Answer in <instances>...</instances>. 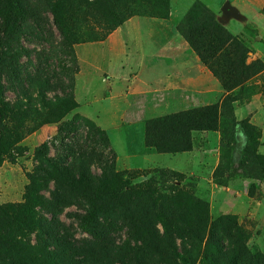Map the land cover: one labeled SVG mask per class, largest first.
<instances>
[{
    "label": "rangeland",
    "instance_id": "1",
    "mask_svg": "<svg viewBox=\"0 0 264 264\" xmlns=\"http://www.w3.org/2000/svg\"><path fill=\"white\" fill-rule=\"evenodd\" d=\"M25 1L30 9L19 24L18 43L0 32L2 98L12 108L40 110L38 84L43 81L45 99L72 97L77 107L60 122L25 134L0 164V204L21 202L29 177L46 178L35 227L9 229L0 216V264H214L217 244L223 256L240 264V252L233 253L240 244L235 230L222 221L228 219L234 220L251 254L264 253V178L252 180L234 170L225 186L213 183L212 172L222 154L219 130L196 135L190 152L158 154L144 145L145 120L190 108H177V97H156L154 87L144 96H125L128 53L155 46L146 31L135 28L138 20L123 39L133 46H121L108 64L101 54L108 52L106 44L69 47L50 12L42 9L43 1ZM189 1L171 0V7ZM196 1L248 48L246 63L264 62L255 54L264 52V0ZM186 11L170 24L175 32ZM157 37L168 41L174 36L167 32ZM110 75L120 79L107 80ZM248 87L250 97L232 104L234 115L237 108L242 107L238 118L249 110L241 120L260 133L257 151L264 155V115L256 116L261 120L253 117L255 124L250 120L253 99L260 98L264 105V71ZM218 88L216 101H221L225 93ZM197 100L191 108L198 106ZM233 133V149L224 154L237 168L248 137L239 126ZM81 164L88 166L95 182L113 170L121 187V202L96 220L90 233L80 228L86 204L58 188L47 173L54 165L76 170ZM150 185L162 196L160 201L150 200Z\"/></svg>",
    "mask_w": 264,
    "mask_h": 264
},
{
    "label": "trees",
    "instance_id": "2",
    "mask_svg": "<svg viewBox=\"0 0 264 264\" xmlns=\"http://www.w3.org/2000/svg\"><path fill=\"white\" fill-rule=\"evenodd\" d=\"M41 1L44 3L42 9L50 12L55 28L69 47L78 42L98 39L99 36L93 33V25L102 29L104 33L101 36H104L108 31L122 25L129 17L166 19L170 10V0ZM29 9L30 5L25 0H0V32L18 43L19 24L28 15ZM176 31L200 63L218 81L225 95L221 101L145 120L144 145L158 154L185 153L193 149L196 135L219 130L222 154L212 172L213 183L225 186L234 170H239L243 177L252 180L264 178V155L257 151L260 133L247 121L236 120L232 106L234 102H241L250 97L248 84L264 71V62L256 60L246 63L248 48L220 25L214 13L198 1L193 2L187 9L178 22ZM1 43L0 38V48ZM43 87H47V82L38 84L41 89L38 92L41 109L38 110L32 106L10 107L2 98L0 84V164L3 159L11 157L12 151L25 134L37 130L42 125L60 122L77 107L72 97H56L53 101L45 99ZM236 126L242 128L247 135L248 145L240 164L234 168L231 158L224 154V151L233 149V132ZM79 166L75 170L73 167L54 165L50 168L52 171L47 173L58 188L86 204L80 228L83 232L90 233L96 220L107 216L113 205L121 202V187L113 170L104 171L95 182L88 166ZM45 180L42 176L29 177L21 202L0 204V216L4 219L6 228L29 229L36 226V208L42 203L39 191L43 188ZM149 189L152 203L162 199L152 185ZM222 221L229 223L231 230H235L234 236L240 244L233 249V253L240 252V264H264V253L251 254L244 247L243 235L233 226L234 220ZM215 246L218 251L212 257L214 264H232L233 257L223 256L220 245ZM177 258L185 261L182 255H177Z\"/></svg>",
    "mask_w": 264,
    "mask_h": 264
},
{
    "label": "crops",
    "instance_id": "3",
    "mask_svg": "<svg viewBox=\"0 0 264 264\" xmlns=\"http://www.w3.org/2000/svg\"><path fill=\"white\" fill-rule=\"evenodd\" d=\"M192 2L193 0H190L182 5L178 2L176 7L172 8L170 0L168 18L161 19L148 16H132L122 25L108 31L104 36H101L104 31L96 25H93V33L99 36L98 39L78 42L73 44V46L75 49H79L85 45H92L95 46L94 49H96V47L106 44L108 52L101 54L107 59V63L111 64L112 56L117 53V50H119L121 46H124L126 50L129 45L130 48L133 46L131 41H127L124 44L123 39L126 38L128 30L134 28L131 27L134 26L131 25L134 19L138 20L137 24H135V28L137 30L146 31L151 41L153 40L155 46L148 52L134 51L133 53H128L129 60L126 61L125 64L129 66V68L123 75L126 83L124 86L125 96H144L150 88L154 87L156 97L163 99L169 97L179 98L175 101L177 108H191V106L195 105L196 98L198 99V106L215 102L218 99L217 96L219 93V88L217 89V87H219L218 81L200 63L197 56L182 37L172 30L170 26V24H173L175 21V18L180 14L182 15ZM125 28L127 29L126 31ZM167 32H169L170 36H174L173 39L170 40L169 38L168 41H165L163 38L158 39L159 37H157V35L159 33ZM119 33L122 34L120 35ZM180 39H182L183 42H181ZM173 49L176 51L172 52ZM255 54L261 59L264 58V52L260 50ZM106 77L107 80L113 78L120 79L119 75H115L113 78L111 75ZM137 83L140 84L139 88H137ZM205 97L208 98L203 100L202 98ZM250 105H252L250 111L253 112L250 119L251 122L254 123L253 117L261 120V118L256 117L258 114L264 115V110H262L264 105H262L260 98L255 97ZM241 108L242 107L235 109V115L238 120L246 118L250 114L249 110H246V115L240 114L241 117L238 118L237 112L240 111ZM181 110L176 109L175 112ZM260 146H264V142H262V131Z\"/></svg>",
    "mask_w": 264,
    "mask_h": 264
}]
</instances>
